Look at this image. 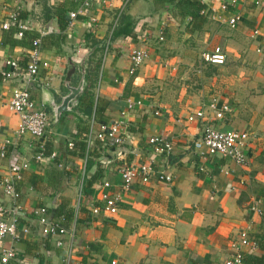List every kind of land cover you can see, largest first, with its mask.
<instances>
[{
    "label": "crops",
    "instance_id": "0c3cea01",
    "mask_svg": "<svg viewBox=\"0 0 264 264\" xmlns=\"http://www.w3.org/2000/svg\"><path fill=\"white\" fill-rule=\"evenodd\" d=\"M177 1L96 0L84 7V0H0V144L7 143L0 178L11 164L28 162L17 189L19 229H31L0 243L18 253L10 264H222L241 233L250 243L240 247L244 254H264V0H237L226 11L221 6L230 0H189L207 5L208 13L195 20L191 8ZM16 10L31 25L22 38L13 23L2 28ZM70 13H76L74 20ZM233 14L240 21L232 29L226 19ZM124 27L132 35H116ZM37 38L35 83L26 85L20 76L3 79L9 58L17 61V72L25 70ZM137 48H145L148 57L130 74V54ZM215 48L224 55L222 66L202 60ZM82 68L79 103L56 121L51 94L59 103L68 93L67 81L79 83ZM24 85L50 121L44 137L49 154L40 162L33 159L37 140L17 135L20 118L8 108L13 89ZM212 99L232 108L217 126L247 135L244 165L199 157L193 148L200 126L187 117ZM128 100L142 106L128 110ZM114 120L125 122L121 133L128 145L95 141L89 156L68 154L67 143L79 129L97 132L101 123ZM154 135L172 142L167 159L151 153L147 139ZM127 164H150L154 174L122 193L118 169ZM159 171L170 182L160 181ZM105 181L110 187L103 188ZM103 193L121 194L113 217L90 212ZM0 203L11 208L1 189ZM62 205L72 216L53 217L67 230L57 246L39 233L34 211L45 207L50 216Z\"/></svg>",
    "mask_w": 264,
    "mask_h": 264
},
{
    "label": "built area",
    "instance_id": "2783aa9c",
    "mask_svg": "<svg viewBox=\"0 0 264 264\" xmlns=\"http://www.w3.org/2000/svg\"><path fill=\"white\" fill-rule=\"evenodd\" d=\"M96 0H84L83 6L87 7ZM237 0H230L226 4H222L223 11L228 10V7L235 6ZM208 10H202L201 14H207ZM19 11L12 12L6 23L2 25L4 30L10 27L13 23L16 27V36L19 38L24 37L25 33L31 30V25L26 20L19 19ZM76 13H70L69 19L74 20ZM240 21L238 14H233L226 23L230 28H236ZM258 31H254L253 35L256 36ZM163 40L162 35L159 37ZM148 57V51L145 48H137L131 51L130 60L132 67L130 74H133L136 68ZM202 60L205 64L213 66H222L225 62L224 55L219 48H215L212 52L202 54ZM40 64V39L37 38L32 43V48L28 52L25 70H19L18 63L15 59H7L5 65L9 70L2 72L3 79H12L20 76L25 78L26 85L35 83L38 75ZM142 106L141 101H127V109L133 110L136 107ZM8 108L17 114L20 118V125L17 129V135H28L37 140L36 149L33 153L35 162L44 160L47 156L45 153L44 137L50 126L48 114L39 107L36 102L31 98L30 91L27 86L15 87L12 91L11 98L8 103ZM232 112V108L227 103H219L217 99H212L207 106L203 109L190 114L187 117L189 122H197L200 126L199 136L193 143V148L199 157H221L233 161L238 165L246 163V154L244 151L247 135L244 132L236 130L221 129L217 123L225 121L227 115ZM94 119H90V127L94 124ZM123 120H114L108 124L101 123L99 130L94 132L90 129L87 134H84V142L87 145V151H91L95 141H99L103 145L110 143L114 147H122L129 143L123 137L121 129L125 128ZM147 144L151 153L157 157L168 158L173 151V144L171 141L164 139L162 136H150L147 139ZM73 143L69 141L67 148L72 149ZM116 149V148H115ZM7 157V143L0 144V158ZM54 157V154L49 155ZM28 168L27 161L13 163L7 168V172L0 178V189L3 195L10 201L11 208L8 210L3 204L0 203V243L6 237L13 239L19 238V233H30L29 226L19 229L20 217V199L21 193L17 189L18 182L22 179V171ZM118 173L122 179L120 185L121 192H127L131 189L133 184L137 181L147 183L154 174V170L150 164H127L118 169ZM158 178L162 182H170V177L166 176L164 171H159ZM110 187V183L105 181L103 188ZM121 201V194L110 195L103 193L101 195V204L95 205L91 208L92 215L103 214L106 217H113L118 211V205ZM37 217V222L40 226L39 233L44 236L52 237L56 240L57 246L63 245V240L60 238L67 233L66 228L60 223L49 220L48 211L45 207H40L34 211ZM246 233H241L240 242L234 252L224 260L222 264H245L242 260V251L240 247L248 246ZM18 253L13 248H4L0 246V264H10L11 262L18 261Z\"/></svg>",
    "mask_w": 264,
    "mask_h": 264
},
{
    "label": "trees",
    "instance_id": "16d2710c",
    "mask_svg": "<svg viewBox=\"0 0 264 264\" xmlns=\"http://www.w3.org/2000/svg\"><path fill=\"white\" fill-rule=\"evenodd\" d=\"M176 4H178L179 6H181V5L189 6L191 8L190 15L192 17V20L197 19L198 16H202V15H199L200 12L202 10H205V8H207L206 4H200L197 1L191 2L189 0H178L176 2ZM19 19H22V18L19 17ZM14 28H15V32H16V27H14ZM119 34L132 35V31L130 30V28L124 27V28L118 29V31H116V35H119ZM84 112H85V114L90 115L89 114L90 110L86 109ZM86 131H87L86 127L83 129H79L77 131L75 138L72 140V143H73L72 149L67 148L68 154H70L72 156L79 157V158H83L86 155L89 156L90 154H92L93 148L91 151L88 152L87 151V145L84 142L83 134L86 133ZM45 147H46V145H45ZM102 148L103 147L100 146V149H102ZM45 153L49 154V152L46 148H45ZM98 155L102 156L100 154V152H98ZM87 167L88 168L90 167V163L87 164ZM98 176H100V174ZM98 176L97 175L94 176L93 179H97ZM70 211L71 210H69V209L66 210L64 205H62L61 207H58V208H56V210L53 211V213H52L53 216L52 215L49 216V214H48V218H49V220H52V221H55L53 217H58V216L59 217L61 216L63 219H65V218L69 219L72 216V212H70ZM26 226H27L26 224H22L21 228L26 227ZM242 260L245 264H264V254L258 256V255H254L252 253L251 254H244L242 252Z\"/></svg>",
    "mask_w": 264,
    "mask_h": 264
},
{
    "label": "water",
    "instance_id": "95a60500",
    "mask_svg": "<svg viewBox=\"0 0 264 264\" xmlns=\"http://www.w3.org/2000/svg\"><path fill=\"white\" fill-rule=\"evenodd\" d=\"M84 81L85 72L84 68H82V75L80 77L79 83L76 86H70L67 81L66 88L68 93L61 97L59 103L54 101V97L51 94L49 106L51 107L54 119L56 121H58L62 115L71 112L72 107L78 105V97L83 94L85 88Z\"/></svg>",
    "mask_w": 264,
    "mask_h": 264
},
{
    "label": "rangeland",
    "instance_id": "374dc122",
    "mask_svg": "<svg viewBox=\"0 0 264 264\" xmlns=\"http://www.w3.org/2000/svg\"><path fill=\"white\" fill-rule=\"evenodd\" d=\"M204 68H205V69H209L208 66H205ZM209 70H210V69H209ZM209 70H207V71H209ZM206 73H207V72H206ZM201 84H204V82H201Z\"/></svg>",
    "mask_w": 264,
    "mask_h": 264
}]
</instances>
